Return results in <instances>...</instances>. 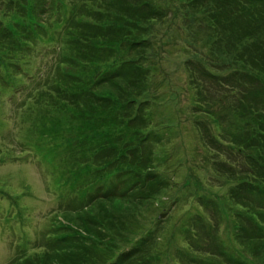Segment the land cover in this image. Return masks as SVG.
Segmentation results:
<instances>
[{
	"label": "rangeland",
	"instance_id": "1",
	"mask_svg": "<svg viewBox=\"0 0 264 264\" xmlns=\"http://www.w3.org/2000/svg\"><path fill=\"white\" fill-rule=\"evenodd\" d=\"M21 1H25L24 5L41 1L52 5L53 9L46 8L34 17L24 18L19 12L24 5L16 9ZM76 4L83 11L74 13L78 8ZM37 7L41 6L36 3L33 12ZM105 12L101 0H0V48L3 50L0 52V74L5 75L9 83L19 75L11 88L0 84V264H7L16 246L27 247L28 255L40 253L37 260L23 264H38L39 260L44 264L45 247H36L44 245L46 235L56 238L71 234L65 229L67 222L81 230H92L91 219L97 222L105 213L110 215L106 219L109 225L101 232L112 237L100 239L98 248L108 251L109 259L97 264H108L120 251L137 245L145 237H150L145 250L154 255L153 264H185L182 257L192 264H229L227 255L231 253L257 264L258 256L235 236L233 212L238 204L228 191L238 181L218 173L214 157L218 160L230 157L231 164L225 163V166L239 171L250 164L235 147L229 148V139L221 141L222 144L219 141V147L214 150L200 138L201 124L204 127L208 124L217 132L229 125V119L217 114L213 118L208 113L197 116L193 113L199 107H191L194 89L188 83L191 75L181 62L187 57L182 39L178 46L164 48L165 55L173 59L171 62L161 60L159 67L157 62H150L149 87L154 101L152 99L148 113L153 126H158L159 130L152 136L149 133V137L161 139L155 144V161L150 166L161 174L167 182L166 187H156L142 206L124 200L110 204L96 199L94 187H88L81 179L86 172L95 171L94 166L86 160L69 165L66 132L70 130L76 135L75 125L70 128L55 126V121L60 119L55 109L54 117L50 113V123L46 124L47 108L34 104L36 97L31 93L37 91L41 103H46L48 97L50 102L52 98L58 99L53 84H68L67 79L58 75L65 64L61 62L63 55L74 60L76 57H71L74 53L85 59L82 61L87 67L95 64L90 61H100L91 58L90 49L82 54L83 50L79 52L77 46L84 35L93 36L98 46H102L100 33L105 31L102 18ZM19 20L21 24L14 26ZM95 24L100 25L97 30L92 29ZM158 29L154 37L155 50H162L159 41L169 36L173 38L174 32L170 29L166 35L167 24ZM12 33L14 42L9 37ZM31 37L33 41L28 45ZM145 66L149 67V60ZM67 68L72 70L73 64ZM26 76H32L35 82ZM42 92L48 94L45 99L41 98ZM26 104L30 105L28 109ZM56 109L63 115L59 108ZM114 113L118 117V113ZM111 139L117 142L115 137ZM122 141L125 145L127 138ZM132 143L133 137L129 141ZM148 143L140 144L145 148ZM107 154L112 152L106 149L99 153L102 161ZM258 185L262 187L263 183ZM119 226L126 228L114 231ZM96 233V230L86 231L84 237L96 238ZM108 237L110 242H105ZM84 241L89 247L90 241ZM30 242H33L31 246ZM107 243L110 244L107 246ZM218 245L225 254L221 248H215ZM87 258L85 264H96L92 255Z\"/></svg>",
	"mask_w": 264,
	"mask_h": 264
},
{
	"label": "trees",
	"instance_id": "2",
	"mask_svg": "<svg viewBox=\"0 0 264 264\" xmlns=\"http://www.w3.org/2000/svg\"><path fill=\"white\" fill-rule=\"evenodd\" d=\"M185 1L187 13L184 25L192 48L188 50L186 66L191 75V84L198 90V107L229 119V125L217 133L204 127L203 139L214 150L219 147L220 138L229 139L238 154L250 164L240 172L229 171L225 163H218L215 169L232 180H238L229 194L236 204H242L247 210L242 211L235 206V236L239 243L249 247L253 255L258 256L257 264H264V228L258 222L259 219L264 222V212H260L264 209V186L260 188L249 181L262 179L264 183V0ZM36 3L41 7L33 12ZM36 3L24 5L22 14L34 17L44 9L41 1ZM104 3L106 12L102 18L106 26L104 33L99 32L103 35L102 46H98L94 37L88 35L80 37L79 41H82L77 46L79 52L83 50L82 54L90 49L91 58L100 61L89 60L95 64L87 67L82 61L85 59L73 53L71 57L74 55L80 59L73 64L75 75L71 77L72 72L69 70V78L65 77L72 86L64 87L63 91L77 109L90 106L96 111L106 108L104 121L105 125H109V130L105 131L107 139L104 149L111 148V152H114V155H108L109 160L115 157L119 142L133 131L132 149L137 148L141 152H131L132 159L119 157L114 163L119 170L145 169L146 185L131 183L128 178L119 179L118 183L112 184V192L107 194L106 203L124 200L142 206L156 187H166L167 182L160 173L148 167L152 163L153 141L146 144L145 148L143 144L137 143L143 141L139 131L145 118L139 113L134 116V110L137 98L148 92L149 69L144 66L150 57L156 27L164 24L173 13L171 8L156 5V0H104ZM99 27L95 24L92 29L97 30ZM68 61L66 55L63 62ZM103 68L112 69L110 77L107 75L97 80L96 89L87 86L86 80ZM102 83L106 85L102 86ZM78 85H83V88ZM78 88L82 91L79 92ZM203 105L207 107L203 108ZM115 110L124 111L120 120ZM138 115L142 116L143 121L136 123L134 119ZM113 137L117 139L116 143L112 141ZM123 149L119 148L118 154ZM107 218L110 215L105 213L104 217L97 218V222L93 223L91 219L92 230L85 229L87 232L96 230V238L84 237L85 234L76 229L71 237L73 240L63 239L61 244L65 246L44 256V264H85L91 255L94 261L93 252L99 249L100 239L105 237L101 229L105 232V225H109ZM84 240L90 241L89 247ZM148 241L146 237L140 246L122 252L112 264H131L136 256L135 264H153L154 255L145 250ZM215 248L221 247L218 245ZM221 251L225 254L223 248ZM231 254L227 258L229 264H253ZM37 263L43 264V261Z\"/></svg>",
	"mask_w": 264,
	"mask_h": 264
}]
</instances>
